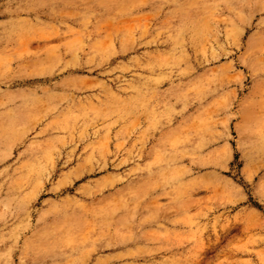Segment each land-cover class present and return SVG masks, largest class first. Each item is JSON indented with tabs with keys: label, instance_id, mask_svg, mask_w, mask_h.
Masks as SVG:
<instances>
[{
	"label": "rangeland",
	"instance_id": "374dc122",
	"mask_svg": "<svg viewBox=\"0 0 264 264\" xmlns=\"http://www.w3.org/2000/svg\"><path fill=\"white\" fill-rule=\"evenodd\" d=\"M0 264H264V0H0Z\"/></svg>",
	"mask_w": 264,
	"mask_h": 264
},
{
	"label": "bare ground",
	"instance_id": "6f19581e",
	"mask_svg": "<svg viewBox=\"0 0 264 264\" xmlns=\"http://www.w3.org/2000/svg\"><path fill=\"white\" fill-rule=\"evenodd\" d=\"M242 136V135H241Z\"/></svg>",
	"mask_w": 264,
	"mask_h": 264
}]
</instances>
